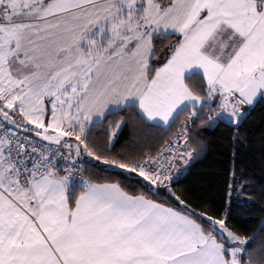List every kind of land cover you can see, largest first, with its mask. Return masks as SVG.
Returning <instances> with one entry per match:
<instances>
[{"label": "snow or ice", "instance_id": "6c2138e0", "mask_svg": "<svg viewBox=\"0 0 264 264\" xmlns=\"http://www.w3.org/2000/svg\"><path fill=\"white\" fill-rule=\"evenodd\" d=\"M0 264H264V0H0Z\"/></svg>", "mask_w": 264, "mask_h": 264}, {"label": "trees", "instance_id": "16d2710c", "mask_svg": "<svg viewBox=\"0 0 264 264\" xmlns=\"http://www.w3.org/2000/svg\"><path fill=\"white\" fill-rule=\"evenodd\" d=\"M261 112L257 111L254 113L253 115V121L254 122H259L261 119ZM220 156L218 155L217 152H213L210 156H208L206 159L202 160L200 163L196 164L193 169H192V173H200V172H204V171H208L210 170L213 162L217 159H219ZM190 180L195 181L197 179V177L195 175H191L189 177ZM241 215L243 217V219L245 220H249V216L246 212H241ZM258 220V217L256 218ZM250 223H255V221L249 220Z\"/></svg>", "mask_w": 264, "mask_h": 264}]
</instances>
